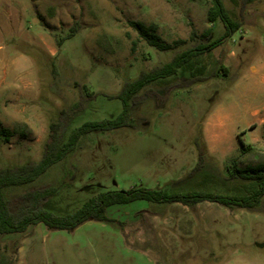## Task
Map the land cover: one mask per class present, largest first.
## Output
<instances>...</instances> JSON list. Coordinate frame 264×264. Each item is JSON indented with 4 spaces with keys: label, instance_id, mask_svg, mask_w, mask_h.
<instances>
[{
    "label": "rangeland",
    "instance_id": "374dc122",
    "mask_svg": "<svg viewBox=\"0 0 264 264\" xmlns=\"http://www.w3.org/2000/svg\"><path fill=\"white\" fill-rule=\"evenodd\" d=\"M223 2L241 28L200 58L205 83L180 74L151 85L133 108L135 129L87 134L35 182L4 194L53 186L46 209L64 217L116 190L243 192L248 183L230 171L264 164V0ZM209 7L208 0H0V123L19 132L0 140V169L39 162L62 110L67 138L86 123L115 119L127 82L222 38L225 26L209 22ZM130 22L157 25L171 49L149 46ZM198 143L206 163L195 174ZM243 145L253 150L243 153ZM116 208L139 217L127 235L162 264H264V198L254 210L140 201L110 214L120 216ZM14 242L0 238V264L17 260ZM30 256V264L45 262L38 251Z\"/></svg>",
    "mask_w": 264,
    "mask_h": 264
},
{
    "label": "trees",
    "instance_id": "16d2710c",
    "mask_svg": "<svg viewBox=\"0 0 264 264\" xmlns=\"http://www.w3.org/2000/svg\"><path fill=\"white\" fill-rule=\"evenodd\" d=\"M208 20L213 23L221 20L225 26V34L222 38L211 43H202L195 48L179 52L173 59L163 66H158L150 71L142 72L135 80L127 82L118 98L123 103L122 113L115 119L101 122H89L76 129L67 138L69 118L65 110H62L60 121L50 125L49 139L44 146L42 159L20 167H7L0 169V238L13 234H23L30 227L43 224L50 232H73L81 225L89 221L110 222L107 210L112 206L129 205L137 201H145L154 204H180L185 207H193L200 203H215L226 208H239L254 210L264 198V164H258L246 169L236 166L230 171L232 179L247 182L245 190L238 194H219L211 192L166 193L161 190L146 188H132L130 190H116L105 192L100 196L89 200L85 205L71 215L60 217L46 209L47 201L57 193L53 186L40 187L9 199L4 190L31 184L43 176L52 166L62 161L67 155L74 152L81 138L93 132H109L119 129H135L136 121L133 118V108L145 102L140 98V93L153 84L162 83L170 78L190 75V84L205 83L206 67L200 62V58L212 52L215 48L228 40L240 28L241 23L234 20L226 9L223 0H208ZM138 36L149 46L166 51L171 48L161 42L158 35V26L145 25L140 22H130ZM211 30L202 37L208 40ZM72 38V35L68 39ZM62 41L58 42V46ZM224 72L226 70L222 68ZM87 90L86 87H84ZM89 97L93 94L88 93ZM18 130L2 128L0 123V140L6 143L16 135ZM25 137V134H22ZM199 149V163L194 170L198 173L205 167V152ZM253 148L243 145L242 152H250ZM124 229L125 224L119 222ZM17 248L19 244H16ZM16 259L10 264H15Z\"/></svg>",
    "mask_w": 264,
    "mask_h": 264
},
{
    "label": "crops",
    "instance_id": "0c3cea01",
    "mask_svg": "<svg viewBox=\"0 0 264 264\" xmlns=\"http://www.w3.org/2000/svg\"><path fill=\"white\" fill-rule=\"evenodd\" d=\"M122 206L127 205L112 206L107 210L110 222L89 221L73 232L52 233L40 224L23 234L5 236L19 244L15 264H30V255L37 251L44 264H162L161 259L151 257L127 235L129 228H137L139 217L130 218L129 212L121 208L115 210L122 213L120 216L110 214L112 208ZM146 212L145 217L152 215L149 208ZM119 222L125 224L124 229Z\"/></svg>",
    "mask_w": 264,
    "mask_h": 264
}]
</instances>
